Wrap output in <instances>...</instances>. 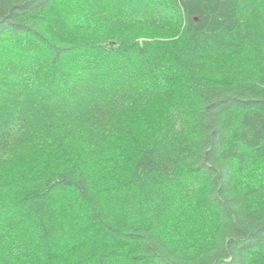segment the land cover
Returning a JSON list of instances; mask_svg holds the SVG:
<instances>
[{"label": "trees", "instance_id": "1", "mask_svg": "<svg viewBox=\"0 0 264 264\" xmlns=\"http://www.w3.org/2000/svg\"><path fill=\"white\" fill-rule=\"evenodd\" d=\"M0 264H264V0H0Z\"/></svg>", "mask_w": 264, "mask_h": 264}]
</instances>
